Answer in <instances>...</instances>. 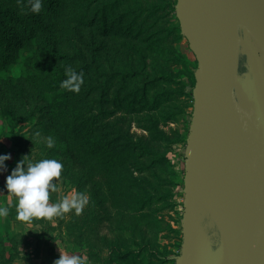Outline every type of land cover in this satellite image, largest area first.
<instances>
[{"label": "rangeland", "instance_id": "374dc122", "mask_svg": "<svg viewBox=\"0 0 264 264\" xmlns=\"http://www.w3.org/2000/svg\"><path fill=\"white\" fill-rule=\"evenodd\" d=\"M108 1L104 0L99 3L102 4ZM137 1L139 4H133L130 12L135 11L137 13L140 9V11H149L145 13V17L152 14L148 22L140 23L139 20L133 24L135 33H138L139 27L144 24V31L148 32H144L143 36L147 39L151 37L144 44H149L151 49L148 52L151 59L147 60L145 67L147 72L150 68H154L155 73L151 76L157 75L163 77V80L155 86V84L150 83L149 78L142 75L137 79L136 90H139L140 97H144L143 93L145 91H148L149 95L152 93L161 95L160 102L163 103L165 108L160 112L159 123L161 130L169 138L168 143L157 141L151 137L147 129L145 113L140 112L143 102L133 109L131 105L129 106L128 101L124 99L127 90H124L120 95L121 101L116 100L118 103L113 104L118 95L119 85L109 86L105 73L109 74L112 68L116 70L122 64H132L131 61L134 58L130 55L125 56V52L129 51L120 48L122 45L129 44L128 39L125 37L126 34H120L122 39L119 40L104 39L94 31L96 33L94 45L84 44L78 46V49H83L82 53L86 56L85 63L94 67L86 75L87 80L93 82V86L96 87V91L91 94L94 105L96 106L98 101L101 104L102 99L103 109L108 113L104 114V120H100L99 123L105 124L106 122L107 124L116 125V128L122 129V132L134 142L143 143V146L156 151L160 156H164L163 159L151 166L150 163L154 156L136 150L135 155H141L142 163L145 164L144 166L140 164L142 171L139 168H134L133 171L135 176L140 177L142 180V185L149 191V197H152V200L144 205L140 212H129V214L120 218L118 217L119 211L117 212L116 208L112 207L109 200H107V203L103 201L102 205V197L98 196L97 184L94 182V177H90V172L77 168L70 159L57 157L53 152L51 153L52 150L59 147L56 141L52 149L46 147L44 140L51 134H45V130L43 132L42 130L43 125L49 123L50 114L53 110L49 108L48 102L39 103L37 109L40 112L36 114L33 120L21 124L18 129L21 128L23 133H27V138L24 139V147L34 153V150H38L37 156L31 155L29 157L31 160L37 161L44 156L45 158L57 159L64 166L59 181L61 192L50 193L49 202H58L62 194L76 190L85 192L89 196V204L78 216L71 212L63 217H54L51 220L34 218L31 222H18L19 237L27 240L26 242H30V244L29 246L21 244L19 248L20 259L16 260L15 264H54V261L59 259L61 254L79 256L84 260V264H99L98 257H101V259L107 258L109 255L108 250L112 254L111 245L115 248L126 247L136 255H139V249L146 245L145 250H148V252L155 250L157 253L166 254L167 258H172L173 260L168 264H195V261L196 264H211L215 260H218L219 264L221 234L215 222L212 227L206 230L203 229L204 225H192L194 232L193 256H191V247L189 254L183 255L189 217V166L192 156V140L197 128L199 106V69L192 70L193 74L197 72L195 88L191 68L186 60L196 62L197 60L182 32L179 0H150L153 6L146 3L147 0ZM110 3L108 2V4ZM169 3L174 5V8ZM101 4L95 6L99 7ZM125 7L126 5H121L119 9H113V14H108L109 18L112 20L118 13H124ZM151 7L154 8L151 10ZM93 13L89 11V16L91 17ZM238 20L236 31L237 71L231 88L235 91L236 85L237 103L250 112L251 117L260 125L264 126V48L259 44L255 32L244 25L241 19L238 18ZM130 21L131 19H127L122 26L129 27L131 25ZM72 26L76 27L70 25V27ZM179 27L181 32L178 30ZM125 28L122 30L126 31ZM77 30L82 42L90 40L88 36L92 33L90 29ZM84 35L87 36L83 38ZM75 44L77 43H73V47L68 48V50H74ZM105 45L106 49H104ZM90 47L92 50H90ZM115 50H117L116 53ZM26 57L27 54L22 51L16 50L13 53V60L8 64L7 77L24 81L22 73L24 72L23 69H26L23 67ZM134 60L137 62V59ZM80 65L79 62L74 67ZM23 74L26 76V72ZM100 75L104 76L100 77ZM169 76L172 78L171 80L167 78ZM127 80L130 81V77ZM115 81L112 80L111 84ZM3 97V88L0 85V106H4ZM33 109H36L35 106H32ZM95 111L101 115L97 107ZM36 132L40 133V137L34 136ZM182 139H185V142H182ZM11 141L9 127L2 120L0 113V146L3 145L9 151H15ZM243 148L249 154L247 155L248 159H246L253 162L256 149L248 146ZM9 162L10 164L14 162L12 156L10 161L5 162L6 170L0 171V186L4 184L8 175ZM129 164H131V161ZM257 165L259 169L264 170V156L258 159ZM172 185H175V187H172ZM167 192L171 193L168 197ZM2 202L3 196L0 193V206ZM6 245L9 247V244ZM148 252H142L131 262L136 261L137 263L147 264L148 261L145 262L144 259L147 258V255L149 256ZM110 257L115 258L114 255ZM118 261L120 260H117V263Z\"/></svg>", "mask_w": 264, "mask_h": 264}, {"label": "trees", "instance_id": "16d2710c", "mask_svg": "<svg viewBox=\"0 0 264 264\" xmlns=\"http://www.w3.org/2000/svg\"><path fill=\"white\" fill-rule=\"evenodd\" d=\"M103 1L42 0L41 11L34 14L30 11L29 0H0V85L3 88L5 102L4 106H0V113L2 120L9 127V136L15 149V151H9L1 145L0 155L10 154L14 159L12 164L8 163V175L11 174L22 157L37 156V149L34 150V153L24 147L27 133H23V129H18V127L33 120L40 112L37 109L39 103L48 102L49 108L53 111L50 114L49 123L43 125L42 132L45 130V134H51L59 145L51 153L53 152L57 157L70 159L77 168L88 170L90 177L93 176L94 182L97 184L98 190L96 191L98 196L102 197V205L103 201L107 203L109 200L112 207L116 208L117 212L119 211L118 217L120 218L129 212H140L143 206L152 200V197H149V191L142 185V180L140 177H136L133 171L134 168L141 170L140 164L142 166L145 164L142 163L141 155H135L136 150L154 156L150 163L151 166L163 159L164 156L143 146V143L134 142L122 132V129L116 128V125L106 122L105 124L99 123L100 120H104V114L108 113L103 109L102 99L101 104L98 101L97 105H94L91 94L96 91V87L86 77L89 70L94 67L85 63L86 56L82 53L83 49H78L80 45H94L96 37L94 31L104 39L119 40L122 39L120 34H126L125 37L129 44L122 45L120 48L129 51L125 52V56L130 55L137 59V62L133 59L132 64L125 63L116 70L112 68L109 74L105 73L109 86L119 85L118 95L113 104L118 103L116 100L121 101L120 95L124 90H127L124 99L128 101L129 106L131 105L134 109L136 105L143 102L140 112L145 113L147 129L151 137L166 143L169 138L161 130L159 123L160 112L165 108L160 102L161 95L157 93L149 95L148 91H145L144 98L140 97L139 90H136L137 79L142 75L149 78L150 83L155 86L163 80V77L151 76L155 73L154 68H150L147 72L145 67L147 60L151 59L148 53L151 49L149 44H144L151 37L147 39L143 36L144 32H148L144 31V24L139 27L138 33H135L133 28V24L139 20L140 23L148 22L152 14L145 17V13L149 11H140V9L137 13L130 12L133 4H139L137 0H106L111 3H99ZM150 2L147 0L146 3L152 5ZM96 4L101 5L97 7ZM169 4L174 8V5ZM121 5H126L124 13H118L111 20L108 14H113V9L117 10ZM153 8L151 7V10ZM89 11L94 12L91 17ZM127 19H131V25L125 28V25L122 26V24ZM70 25L76 27H70ZM123 28L126 31L122 30ZM77 29L79 31L90 29L92 31L88 35L90 40L82 42ZM178 30L181 32L180 27ZM86 36L84 35L83 38ZM73 43H77L74 45L75 49L68 50L73 47ZM104 49H106V45ZM16 50L27 54L23 65L26 68L23 69L26 76H24V72L22 73L24 81L7 77L8 64L13 60V53ZM90 50H92L91 47ZM114 52L116 53L117 50ZM79 62L81 65L74 67ZM186 62L191 68V72L198 68L196 61L187 59ZM68 66L78 73H84V84L78 94L60 88V82L65 79V68ZM196 74L197 72L194 74L192 72L195 88ZM102 76L104 75H100V77ZM128 77H130V81L127 80ZM167 78L172 79L170 76ZM112 80L116 81L111 84ZM107 90L109 91V89ZM35 95L37 98L34 97ZM32 106H35L36 109L32 110ZM96 107L100 110L101 115L95 111ZM164 125L166 126V123ZM181 141L185 142V139ZM43 158L45 157L43 156ZM130 161L131 164H129ZM5 183L6 180L0 186V193L3 196L0 207H7L9 211L7 216L0 217V264H15L16 260L20 259L21 244L29 246L30 242L19 237L17 224L20 221L16 219V198L13 194L8 193ZM135 188L136 190H134ZM169 194L171 193H166L167 197ZM23 222L27 223L28 221ZM6 244H9V247ZM111 248L112 254L108 250L107 258L98 257L99 264H143L142 262H131V260H135L136 256L144 251L148 252L145 250L146 245L139 249V255L126 247L115 248L111 245ZM148 253L149 256L147 255V258L144 259L145 262L148 261L147 264H168L173 260L167 258L166 254L157 253L155 250H150ZM111 255H114L115 258L112 259ZM117 260L120 261L117 263Z\"/></svg>", "mask_w": 264, "mask_h": 264}, {"label": "bare ground", "instance_id": "6f19581e", "mask_svg": "<svg viewBox=\"0 0 264 264\" xmlns=\"http://www.w3.org/2000/svg\"><path fill=\"white\" fill-rule=\"evenodd\" d=\"M203 8L217 51L215 73L224 86L233 91L231 86L237 71L236 31L240 17L229 0H205ZM189 26L192 30L197 27L193 20ZM236 90L235 85V96ZM238 106L242 118L247 121L251 113L239 103ZM223 123L222 118L212 114L199 99L189 166L190 197L185 250L188 255L191 247L193 256L192 225H204L206 230L215 222L221 234L219 264H231L229 245L232 231L264 228V170L257 165L264 154L256 149L254 161L247 160L249 154L243 147L248 145L232 138ZM248 245L245 242L244 248L247 249ZM249 252L252 255L253 249Z\"/></svg>", "mask_w": 264, "mask_h": 264}, {"label": "water", "instance_id": "95a60500", "mask_svg": "<svg viewBox=\"0 0 264 264\" xmlns=\"http://www.w3.org/2000/svg\"><path fill=\"white\" fill-rule=\"evenodd\" d=\"M205 0H179L180 22L184 36L198 62L199 99L209 111L222 118L226 132L234 139L264 154V126L251 116L242 118L234 92L226 88L216 72L217 51L204 14ZM242 23L251 28L264 48V0H229ZM193 20L196 29L189 22ZM249 149V148H248ZM223 221V217L219 216ZM249 243L247 249L244 243ZM231 264L264 263V228L254 231L241 228L230 235ZM253 249L252 255L249 250ZM184 248L183 255L186 256ZM211 264H218V260Z\"/></svg>", "mask_w": 264, "mask_h": 264}, {"label": "clouds", "instance_id": "9594fccd", "mask_svg": "<svg viewBox=\"0 0 264 264\" xmlns=\"http://www.w3.org/2000/svg\"><path fill=\"white\" fill-rule=\"evenodd\" d=\"M30 11L38 14L42 9V0H29ZM65 79L60 82V88L78 94L84 84V73L75 71L71 66L65 68ZM35 137H40L36 132ZM46 147L52 149L55 140L48 136L44 140ZM22 157L6 177L5 187L8 193L16 198V219L31 222L34 218L51 220L74 212L82 214L89 204V196L85 192L72 190L62 194L58 202L50 203V193L61 192L60 178L63 164L54 158H42L37 161ZM11 159L10 154L0 155V171H5V162ZM55 181V183H53ZM7 207H0V217L8 215ZM54 264H84V260L76 255L61 254Z\"/></svg>", "mask_w": 264, "mask_h": 264}]
</instances>
